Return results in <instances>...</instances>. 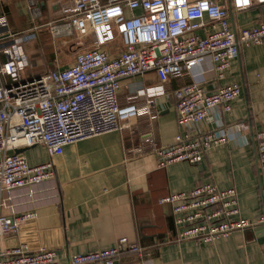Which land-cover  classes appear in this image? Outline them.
I'll use <instances>...</instances> for the list:
<instances>
[{
  "label": "built area",
  "instance_id": "2783aa9c",
  "mask_svg": "<svg viewBox=\"0 0 264 264\" xmlns=\"http://www.w3.org/2000/svg\"><path fill=\"white\" fill-rule=\"evenodd\" d=\"M237 11L264 0H229ZM229 7L223 0H73L63 15L50 24L55 38L82 40L94 37L89 48L76 53L72 64L46 72H33L23 44L27 36L13 33L6 15L0 14V239L17 236L35 213L15 214L13 192L55 178L53 159L66 147L98 136L120 132L131 119L153 113L158 97L166 94L170 78L190 76L210 58L216 79H224L240 55L241 46L264 45V18L251 29L235 31ZM205 31L206 36H201ZM121 41V51L104 48ZM24 71H30L24 75ZM155 72L160 84L137 89L142 104H121L123 82ZM178 123L204 124L211 110L231 113L240 97L237 85L207 94L199 83L173 92ZM248 130L244 123L179 133L170 146L152 145L158 168L184 162L198 165L206 153L226 144L233 131ZM257 161L264 166V130L253 134ZM41 145L50 160L30 165L20 148ZM141 154L143 149L136 148ZM159 203L171 208L176 241L213 244L248 229L264 228V214L255 220L243 217L234 187L213 182L189 191L171 193ZM144 258L145 248L121 238L101 251L70 256L68 264H116L124 255ZM0 264H60L51 249L30 251L20 244L0 252Z\"/></svg>",
  "mask_w": 264,
  "mask_h": 264
},
{
  "label": "crops",
  "instance_id": "0c3cea01",
  "mask_svg": "<svg viewBox=\"0 0 264 264\" xmlns=\"http://www.w3.org/2000/svg\"><path fill=\"white\" fill-rule=\"evenodd\" d=\"M72 1L0 0V14L6 15L10 30L28 37L24 38V47L33 72L38 71V66L29 52L45 51L44 37L48 31L53 38L50 65L56 69L64 67V41L68 40L55 38L50 24L63 15ZM223 3L229 7L230 24L237 32L257 26L264 18V6L237 11L230 7L229 0ZM88 41L92 44L94 39L84 42ZM71 45L68 64L79 49ZM104 49L115 54L121 51L122 43L115 41ZM0 61L4 62L1 52ZM191 83H199L207 94L237 85L241 95L230 114L211 110L204 124L182 127L173 92ZM159 84L155 72L129 78L123 82L120 103L142 104L136 96L137 89ZM165 89L166 94L158 97L152 108L156 119L140 116L127 122L120 132L66 147L63 155L53 159V180L14 191L15 214L35 213L36 217L24 223V230L17 236L0 239V252L26 244L33 252L55 250L58 262L68 264L71 255L109 249L119 239L127 238L144 247L145 256L124 254L116 264H264L263 228L248 229L213 244L179 242L171 208L159 203L171 193L213 182L221 189L237 190L243 217L255 220L264 214V166L257 161L253 143V134L264 130V45L241 46L239 57L222 80L216 79L214 64L206 58L190 76L168 79ZM237 123L246 124L248 130L241 135L233 131L230 140L210 149L200 164L179 162L158 168L157 156L152 151L154 143L170 146L179 133L196 135L200 130ZM136 148L143 149V153L139 154ZM24 156L30 165L50 160L41 145L28 149ZM30 233L37 235L28 236Z\"/></svg>",
  "mask_w": 264,
  "mask_h": 264
},
{
  "label": "rangeland",
  "instance_id": "374dc122",
  "mask_svg": "<svg viewBox=\"0 0 264 264\" xmlns=\"http://www.w3.org/2000/svg\"><path fill=\"white\" fill-rule=\"evenodd\" d=\"M48 33V34H47ZM51 35H50V33H49V31L48 32H46V35H45V37H44V42H45V51H42L41 50V52L38 54L37 52H36V50H31V52H29V55H30V58H31V60L33 61V62H36L37 63V73H40V72H46V71H51V70H54V69H56V67L55 66H53V65H50V60L51 59H49V55L52 53V51H53V38H51L50 37ZM65 40H68V39H66V38H64ZM64 39H62L63 41H64ZM62 40L60 39V41L62 42ZM50 41V42H49ZM85 41V39L84 40H82V41H78V40H75V39H71V41L70 40H68L67 42L66 41H64V43H67L66 45H65V56H64V63H63V66L65 67V66H68V65H70V64H72L73 63V61L72 62H69V64L68 63H66L67 61H70V57H69V55H68V50H69V44L71 45V43L73 44V45H77V46H79V49L78 50H76L75 52L76 53H78V52H80L81 50H84V49H86V48H89L90 46H91V44H90V42L88 41V42H84ZM78 44H81V46L80 45H78ZM72 46V45H71ZM71 49V48H70ZM75 52H73V54L75 53ZM53 62V61H52Z\"/></svg>",
  "mask_w": 264,
  "mask_h": 264
},
{
  "label": "water",
  "instance_id": "95a60500",
  "mask_svg": "<svg viewBox=\"0 0 264 264\" xmlns=\"http://www.w3.org/2000/svg\"><path fill=\"white\" fill-rule=\"evenodd\" d=\"M28 149H30V148H20V149H17V150H15V153L16 154H24L25 153V151H27ZM31 222V220H29V221H27L26 223H30ZM24 225V224H23ZM21 226V228H20V231H22V230H24V228H25V225L24 226ZM264 229V228H263ZM22 235V234H21ZM37 235V233H35V234H32V233H30V235H28V236H36ZM27 236V235H26ZM31 248H33V247H31ZM38 248V247H37Z\"/></svg>",
  "mask_w": 264,
  "mask_h": 264
},
{
  "label": "bare ground",
  "instance_id": "6f19581e",
  "mask_svg": "<svg viewBox=\"0 0 264 264\" xmlns=\"http://www.w3.org/2000/svg\"><path fill=\"white\" fill-rule=\"evenodd\" d=\"M52 33V32H51ZM53 35V34H52ZM89 38H93L94 39V37H89ZM63 39V38H62ZM66 39H68V38H66ZM71 39H74V38H71ZM71 39H68V40H70L71 41ZM85 39H87V38H85ZM76 40V39H75ZM82 40H84V39H82ZM82 40H78V41H82ZM24 45H25V43L23 44V47H24ZM24 50H25V47H24Z\"/></svg>",
  "mask_w": 264,
  "mask_h": 264
},
{
  "label": "trees",
  "instance_id": "16d2710c",
  "mask_svg": "<svg viewBox=\"0 0 264 264\" xmlns=\"http://www.w3.org/2000/svg\"><path fill=\"white\" fill-rule=\"evenodd\" d=\"M174 220V219H173ZM175 228V227H174Z\"/></svg>",
  "mask_w": 264,
  "mask_h": 264
}]
</instances>
